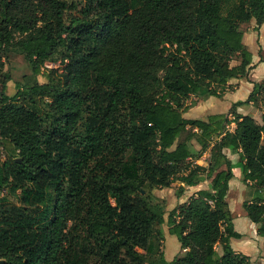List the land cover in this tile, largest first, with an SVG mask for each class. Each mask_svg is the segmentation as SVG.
Returning a JSON list of instances; mask_svg holds the SVG:
<instances>
[{
  "label": "trees",
  "instance_id": "trees-1",
  "mask_svg": "<svg viewBox=\"0 0 264 264\" xmlns=\"http://www.w3.org/2000/svg\"><path fill=\"white\" fill-rule=\"evenodd\" d=\"M251 20L264 23V0H0V75L9 52L32 74L0 90V153L15 154L0 158V264H250L230 244L242 234L225 196L238 167L264 238V78L248 79L241 29ZM58 51L61 71H43ZM232 78L252 83L247 98L184 115ZM237 106H261V123ZM205 180L167 212L152 192L177 183L179 198ZM164 221L181 249L170 259L157 246Z\"/></svg>",
  "mask_w": 264,
  "mask_h": 264
},
{
  "label": "rangeland",
  "instance_id": "rangeland-1",
  "mask_svg": "<svg viewBox=\"0 0 264 264\" xmlns=\"http://www.w3.org/2000/svg\"><path fill=\"white\" fill-rule=\"evenodd\" d=\"M241 29L244 31L243 40L247 44L252 54H258L259 49H264V23L256 27L254 21L251 20L250 22L242 23ZM61 55V51H58L49 60H47L44 64L43 71H46V69L55 68L60 72L63 66ZM3 72L8 74L9 79H6L3 75H0V90L3 89L8 95H13L15 93V83L17 81H24L27 78H32L31 70L27 60L23 55L13 52H9L4 57ZM261 74L263 73H260V69H256L254 73L255 77H264V74ZM36 79L39 82L46 81L43 75H37ZM233 86H236V84H231L229 86V89H233ZM222 103H225V101H217L215 98H213L212 101H204V99L200 98L198 99L197 104L189 108L184 113V115L193 118L199 117L208 112L219 110V105L221 106ZM249 107L248 113L252 114V116L258 123H261V106ZM226 153L233 161L237 160L236 154H231L228 151H226ZM13 154L14 152L11 149L10 145L4 143L1 148L0 158L4 159L6 157H11V155ZM208 156L209 153L205 152L197 160V162L199 164L206 165ZM233 172L234 176L229 182V188L226 193L225 199L231 212L234 229H236L237 231L238 229H241L240 231L242 237L240 239L230 238V244L235 251L242 252L248 255L250 264H262L264 261V240L257 236L256 228L254 229L252 225L250 226V228L248 227V222L251 221L247 218H245L246 226L241 225L242 227H240V222H242V220L244 219L242 218V216L245 215V210L243 208L245 186L240 179V169L238 167H235L233 169ZM207 183L208 180H205L201 183V185L205 188L207 187ZM176 185L177 183H174L172 187L162 189L155 188L152 190L153 194L164 200L166 212L177 205L178 197H176V195L174 194V187ZM164 216L165 218H167V213H165ZM245 219L243 221H245ZM160 227L163 231L164 236L159 239L157 246L158 249L163 251L165 257L170 259L173 255L180 253L181 249L175 235L169 234L166 221H164V223Z\"/></svg>",
  "mask_w": 264,
  "mask_h": 264
},
{
  "label": "crops",
  "instance_id": "crops-1",
  "mask_svg": "<svg viewBox=\"0 0 264 264\" xmlns=\"http://www.w3.org/2000/svg\"><path fill=\"white\" fill-rule=\"evenodd\" d=\"M263 27V26H262ZM252 68L250 69V72L248 74V79L250 81H260L262 80L264 77H261V78H258V77H255L254 73L256 71V69H260V73H263L264 74V61H260L259 60V56L258 54L256 53H253L252 54ZM261 74V75H263ZM249 80H246V79H243V78H232L230 81H229V84H236V86H233V89H228L225 94L223 95L222 98H217L215 96H209V97H206L204 98V101H212L213 98H215L217 101H225V103H222V105L220 107L219 110L217 111H212V112H227L230 107H231V104L237 100H243L245 98H247L249 92L251 91L252 89V83L249 81ZM249 107V106H248ZM240 107V106H237L236 107V111L239 112V113H242V114H247L249 112V108L251 107ZM187 117V116H186ZM208 184V183H207ZM201 188H204L201 183L197 184V185H193V186H186L185 187V190L183 192V194L177 198L178 201H177V204H180V203H183L184 201L187 200V198L195 193L197 190L201 189ZM206 188V187H205ZM242 218H247L248 220H250L247 216H246V213L245 215L242 216ZM243 219V220H244ZM240 222V227H242L243 225L246 226V219L245 221ZM251 221V220H250ZM252 222V221H251ZM251 222H248V227L250 228V226L252 225L254 227V229L256 228L255 227V224L254 223H251ZM242 225V226H241ZM241 230V229H240ZM238 229V232L241 233ZM172 235V234H171ZM259 238H262L264 240L263 237L257 235ZM264 264V261L263 263Z\"/></svg>",
  "mask_w": 264,
  "mask_h": 264
}]
</instances>
